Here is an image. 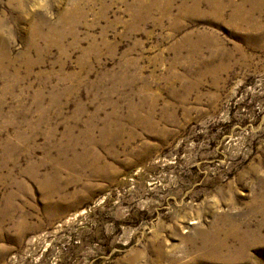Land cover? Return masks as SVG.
I'll return each instance as SVG.
<instances>
[{
	"label": "rangeland",
	"instance_id": "obj_1",
	"mask_svg": "<svg viewBox=\"0 0 264 264\" xmlns=\"http://www.w3.org/2000/svg\"><path fill=\"white\" fill-rule=\"evenodd\" d=\"M259 228L264 0H0V264H264Z\"/></svg>",
	"mask_w": 264,
	"mask_h": 264
},
{
	"label": "bare ground",
	"instance_id": "obj_2",
	"mask_svg": "<svg viewBox=\"0 0 264 264\" xmlns=\"http://www.w3.org/2000/svg\"><path fill=\"white\" fill-rule=\"evenodd\" d=\"M251 235L248 237V240H251L252 242L249 244L250 246L251 245H256L257 243H263L264 242V234L262 232V229L259 228L257 230H254L252 233H250ZM236 237L240 238V239H243L245 240V235L241 236V235H237ZM256 238V239H254ZM254 239V240H253ZM261 239V240H260ZM256 240H257V243H256ZM219 244V243H218ZM220 246H224L226 245V242L223 241L219 244ZM244 246V245H243Z\"/></svg>",
	"mask_w": 264,
	"mask_h": 264
}]
</instances>
